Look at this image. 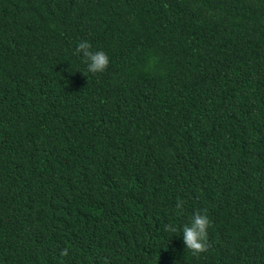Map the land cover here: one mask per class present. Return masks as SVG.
<instances>
[{"label":"trees","instance_id":"1","mask_svg":"<svg viewBox=\"0 0 264 264\" xmlns=\"http://www.w3.org/2000/svg\"><path fill=\"white\" fill-rule=\"evenodd\" d=\"M0 264H264V0H0Z\"/></svg>","mask_w":264,"mask_h":264},{"label":"clouds","instance_id":"2","mask_svg":"<svg viewBox=\"0 0 264 264\" xmlns=\"http://www.w3.org/2000/svg\"><path fill=\"white\" fill-rule=\"evenodd\" d=\"M76 55H82L84 62L87 64V71L96 74L103 73L107 70L110 60L108 54L103 51H93L92 45L87 40H81L75 48ZM184 202L177 198L176 208L183 209ZM212 221L207 215V210L201 212L197 210L191 217L189 223H186L183 228L182 238L185 248L191 251L193 255H200L205 253L210 248L209 242V228ZM166 230L171 231L173 234L178 232V229L173 225H166ZM69 250L63 249L60 253L61 256H68Z\"/></svg>","mask_w":264,"mask_h":264}]
</instances>
